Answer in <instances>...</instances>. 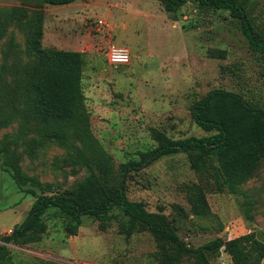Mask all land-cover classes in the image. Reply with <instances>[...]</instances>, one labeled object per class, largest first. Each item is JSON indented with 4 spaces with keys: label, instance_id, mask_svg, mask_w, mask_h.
Instances as JSON below:
<instances>
[{
    "label": "rangeland",
    "instance_id": "obj_1",
    "mask_svg": "<svg viewBox=\"0 0 264 264\" xmlns=\"http://www.w3.org/2000/svg\"><path fill=\"white\" fill-rule=\"evenodd\" d=\"M240 1L246 4L254 33L264 39V0ZM13 8L26 14L20 24L19 20L9 24ZM1 23L7 30L0 42V103L10 100L18 80L39 59L32 46L35 31H43V48L72 51L78 44L83 50L81 84L90 130L113 166V177L108 178L96 169L99 185H105L106 179L118 184L122 164L157 146L154 129L173 140L214 134L195 123L192 109L215 88L239 93L264 107V54L251 48L239 20L224 10L200 9L189 2L174 18L159 0H90L61 6L40 0H0ZM53 37L63 43H52ZM114 45L129 50L127 65L110 62ZM17 127L14 123L0 128V141L11 139ZM37 142L34 155H28L25 147L17 153L22 172L45 186L39 194L90 186L89 171L75 150L56 140ZM197 181L188 155L177 153L132 173L127 195L151 212L163 208L180 237L193 247L264 230V157L243 187L254 204L252 221L245 220L238 200L228 193H209V213L192 214L183 186ZM34 201L0 165V241L24 221ZM46 217L48 230L41 241L9 245L15 264L156 263V242L149 232L126 238L119 234L117 223L102 230L99 221L85 217L78 234L68 235L65 218L53 211ZM211 264L233 263L221 250Z\"/></svg>",
    "mask_w": 264,
    "mask_h": 264
},
{
    "label": "trees",
    "instance_id": "obj_2",
    "mask_svg": "<svg viewBox=\"0 0 264 264\" xmlns=\"http://www.w3.org/2000/svg\"><path fill=\"white\" fill-rule=\"evenodd\" d=\"M51 6L69 5L90 0H40ZM174 18L189 2L200 9L224 10L239 20L251 48L264 54V39L254 33L248 19L246 4L240 0H159ZM25 12L10 11L9 24L21 23ZM40 16V15H39ZM40 25L42 17H39ZM7 25L0 24V42ZM33 49L38 61L26 69L10 94L0 103V128L17 123V131L6 142L0 141V165L26 193L34 197L26 218L13 232L0 241V264H15L10 244L27 246L41 241L48 230L47 215L53 211L65 218V231L77 235L84 218L99 221L102 230L117 223L119 234L130 238L138 232H149L157 250L155 264H211V258L224 250L233 264L264 263V230L251 231L232 239L216 238L193 247L178 234L163 208L151 212L141 201L127 195L131 174L150 166L162 157L186 153L197 182L184 184L183 191L195 216L210 211L208 194L228 193L239 202L246 221L253 220L254 204L244 184L258 169L264 157V107L253 105L241 94L215 88L198 100L192 109L195 123L206 132L205 137L173 140L165 132L153 130L155 148L141 152L138 159L121 165L119 183L98 184L96 169L103 178L113 177L109 155L96 146L90 130L89 113L82 90L85 55L82 52L43 48V31H35ZM35 47V48H34ZM30 49V47H29ZM31 50V49H30ZM29 50V52H31ZM3 72L6 65L2 67ZM35 134V135H32ZM56 140L65 148L75 150L89 171V185L82 190H64L50 195L39 194L45 186L35 177L22 172L17 150L25 147L32 156L39 139ZM77 143V144H76ZM4 157V159H3ZM96 180V181H95ZM48 186V185H46ZM85 188V189H84ZM179 212H185L178 207Z\"/></svg>",
    "mask_w": 264,
    "mask_h": 264
},
{
    "label": "built area",
    "instance_id": "obj_3",
    "mask_svg": "<svg viewBox=\"0 0 264 264\" xmlns=\"http://www.w3.org/2000/svg\"><path fill=\"white\" fill-rule=\"evenodd\" d=\"M99 24L103 25V21H99ZM110 62L116 66L127 65L130 62V52L126 47L112 46L109 51Z\"/></svg>",
    "mask_w": 264,
    "mask_h": 264
},
{
    "label": "crops",
    "instance_id": "obj_4",
    "mask_svg": "<svg viewBox=\"0 0 264 264\" xmlns=\"http://www.w3.org/2000/svg\"><path fill=\"white\" fill-rule=\"evenodd\" d=\"M69 5H71V4H69ZM55 36H57V35H55ZM52 43H55V44H59V45H61L63 42L60 40V39H58L57 37H53L52 38ZM76 45V48L75 49H73L72 51H76V52H82L83 50L82 49H80L79 48V46H78V44H75Z\"/></svg>",
    "mask_w": 264,
    "mask_h": 264
}]
</instances>
